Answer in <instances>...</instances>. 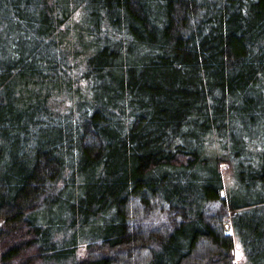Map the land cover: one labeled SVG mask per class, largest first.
Segmentation results:
<instances>
[{
    "label": "trees",
    "instance_id": "obj_1",
    "mask_svg": "<svg viewBox=\"0 0 264 264\" xmlns=\"http://www.w3.org/2000/svg\"><path fill=\"white\" fill-rule=\"evenodd\" d=\"M236 251L264 264V0H0V264Z\"/></svg>",
    "mask_w": 264,
    "mask_h": 264
},
{
    "label": "rangeland",
    "instance_id": "obj_2",
    "mask_svg": "<svg viewBox=\"0 0 264 264\" xmlns=\"http://www.w3.org/2000/svg\"><path fill=\"white\" fill-rule=\"evenodd\" d=\"M222 169V173H223V177H224V184H225V189L229 188L231 183H232V171L230 168H228L227 166L223 165L221 167ZM165 215H158L155 217L150 218L148 221H144V222H139V224H152L153 226H159L161 223H165L166 219H165ZM78 255L81 258H84L85 256H87V251L85 248H81L78 250ZM235 262L236 264H241L243 262L242 256L240 254L239 251L235 252Z\"/></svg>",
    "mask_w": 264,
    "mask_h": 264
},
{
    "label": "water",
    "instance_id": "obj_3",
    "mask_svg": "<svg viewBox=\"0 0 264 264\" xmlns=\"http://www.w3.org/2000/svg\"><path fill=\"white\" fill-rule=\"evenodd\" d=\"M221 195L223 196V193Z\"/></svg>",
    "mask_w": 264,
    "mask_h": 264
}]
</instances>
